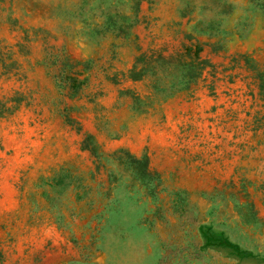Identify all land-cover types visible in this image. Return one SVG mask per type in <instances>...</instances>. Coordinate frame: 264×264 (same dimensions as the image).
Returning <instances> with one entry per match:
<instances>
[{
	"label": "rangeland",
	"instance_id": "374dc122",
	"mask_svg": "<svg viewBox=\"0 0 264 264\" xmlns=\"http://www.w3.org/2000/svg\"><path fill=\"white\" fill-rule=\"evenodd\" d=\"M195 41L211 66L188 85L123 75ZM241 53L264 69V0H0V264H264V91Z\"/></svg>",
	"mask_w": 264,
	"mask_h": 264
},
{
	"label": "trees",
	"instance_id": "16d2710c",
	"mask_svg": "<svg viewBox=\"0 0 264 264\" xmlns=\"http://www.w3.org/2000/svg\"><path fill=\"white\" fill-rule=\"evenodd\" d=\"M38 31L39 29L35 30V32ZM46 36H51V34L47 32ZM17 46L21 47L22 45L17 44ZM48 47L52 50L55 49L57 52H52L51 56L46 60V64L50 67L52 79L66 97L73 98L80 95L85 81V78H81L82 70L77 68L80 61L70 57L68 53L61 51L54 44H50ZM202 49L203 45L198 41H195V43L183 42L169 53H166L165 47L150 49L147 52L138 54L135 57L132 68L125 73L123 72V75L126 79L135 81L145 75L157 77L159 73L165 72L166 75L170 76L169 81L171 86L178 84L188 85L200 76L201 71L205 67L211 66L209 60L200 55ZM238 56L243 57L244 64L254 71L257 87L260 91H264V69L254 64H249V60H247L245 54L241 53ZM232 60L235 62L237 58L234 56ZM64 116L66 117V121H69L68 116L66 114ZM124 154L129 158L134 170L144 178L146 176L145 173L147 174L146 171H148L147 159L137 158L128 152Z\"/></svg>",
	"mask_w": 264,
	"mask_h": 264
}]
</instances>
